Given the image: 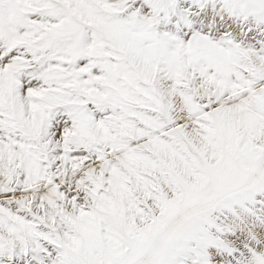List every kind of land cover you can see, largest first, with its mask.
<instances>
[{"label": "snow or ice", "instance_id": "obj_1", "mask_svg": "<svg viewBox=\"0 0 264 264\" xmlns=\"http://www.w3.org/2000/svg\"><path fill=\"white\" fill-rule=\"evenodd\" d=\"M0 264H264V0H0Z\"/></svg>", "mask_w": 264, "mask_h": 264}]
</instances>
